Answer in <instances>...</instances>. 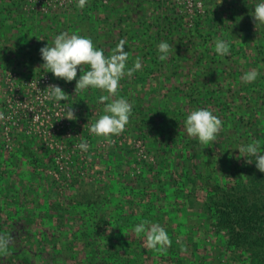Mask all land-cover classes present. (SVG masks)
Returning <instances> with one entry per match:
<instances>
[{
	"label": "trees",
	"instance_id": "trees-1",
	"mask_svg": "<svg viewBox=\"0 0 264 264\" xmlns=\"http://www.w3.org/2000/svg\"><path fill=\"white\" fill-rule=\"evenodd\" d=\"M205 1L204 13L191 19L168 0H87L49 13L27 8L26 0H0V66L50 74L92 123L105 114L99 97L107 93L75 94L76 80L41 67L40 49L62 32L91 38L105 56L126 41L127 68L137 57L142 67L121 79L115 98L132 105L123 133L147 150L142 160L132 147L111 150L105 200L82 202L39 170L53 164V148L27 137L14 149L0 141V234L34 237L41 253L52 244L53 264L63 252L65 264H264V173L238 149L258 140L264 152V40L256 42L264 25L257 29L251 15L261 0ZM217 39L229 42L223 57ZM160 42L172 48L164 61ZM253 70L256 80L245 83L241 77ZM200 108L222 120L207 147L185 130L187 115ZM145 220L166 230L165 252L146 248L145 235L134 233Z\"/></svg>",
	"mask_w": 264,
	"mask_h": 264
},
{
	"label": "rangeland",
	"instance_id": "rangeland-1",
	"mask_svg": "<svg viewBox=\"0 0 264 264\" xmlns=\"http://www.w3.org/2000/svg\"><path fill=\"white\" fill-rule=\"evenodd\" d=\"M108 1L103 2L108 3ZM165 1L167 0L160 2ZM178 5L179 7L181 6V11L188 14L192 19L198 14L204 13L207 4L203 0L202 7L194 8L192 11H186L184 4ZM27 6H29L27 8L32 9L30 4H27ZM72 6L59 9H67ZM262 40L264 39L259 37L256 42ZM256 42L253 43V47L256 46ZM244 44H250V42H244ZM26 74L25 69L20 71L0 66V111L2 109L5 110L7 108H5V105H7V111L11 114L14 113V120L16 119L19 122L12 130L11 140H8L10 146L7 147L14 149L17 143L20 142L21 137L32 138L34 144L43 150L52 149L49 143L55 145L59 150H55V147H53L55 151V153H52L53 164L47 165L43 163L39 166V170L57 179L61 187L66 188L70 192L72 199L82 202L87 199H95L96 201L99 200L98 202H102L107 194L102 182L109 173L106 163V160L109 159V152L132 147L136 151L137 160H142L147 155L146 144L142 139L129 137L126 133L110 137L113 141L111 144L105 138L93 135L89 131L92 121L83 119L79 115L77 107L71 102L60 101L58 103L51 98L46 82H42L33 93L27 94L24 90V83L33 78L38 79L42 75L38 73L28 77ZM54 83L59 86L55 80ZM28 91H31V89ZM70 106L74 109L77 117L75 120H69L64 117L66 116V109ZM3 132L5 134L4 124L0 120V141L2 145H6V134L4 135ZM81 142L88 144L87 151L80 149L79 145ZM56 144L59 145L57 146ZM33 238H14L15 242L9 247L6 257L0 254V264H6L4 258L11 264H53L51 259H49V252L52 250L50 246L52 244L46 246L48 248L47 252L41 253L42 249H38L40 248V240L34 242ZM45 242L42 241V243ZM51 252L54 254L53 250ZM41 256L46 257V260H42ZM56 259L57 263L54 264H65V261L69 259V254L63 252L62 256L57 255Z\"/></svg>",
	"mask_w": 264,
	"mask_h": 264
},
{
	"label": "clouds",
	"instance_id": "clouds-1",
	"mask_svg": "<svg viewBox=\"0 0 264 264\" xmlns=\"http://www.w3.org/2000/svg\"><path fill=\"white\" fill-rule=\"evenodd\" d=\"M86 2L87 0H78V7L83 8ZM221 4H223V0H216V5ZM251 15L256 28L259 25H264V0L255 5ZM125 43L126 41L121 39L112 54L105 56L103 49L96 48L91 38L62 32L54 37L51 46L47 44L40 49L44 61L41 67L50 71L54 77L66 82L76 80L75 94L89 88L107 93L99 97V102L104 104L103 111L105 114L91 124L89 131L97 137L105 138L109 144L113 142L110 137L119 136L125 131L132 115V105L124 98H115L120 81L125 75L131 77L134 72L142 67L141 60L137 57L134 66L127 68L129 53L125 50ZM171 51L172 48L167 42H160L158 44L159 60H166ZM229 51V42L221 39L215 41L217 55L223 57ZM83 65H88L89 70L84 71ZM78 68L81 75L77 80ZM258 75V72L253 70L246 72L241 79L245 83H251L256 80ZM47 89L50 90L49 96L57 102L67 101L70 98L58 85H49ZM64 117L69 120L77 118L71 106L66 109V116ZM2 119H4V115L0 113V120ZM221 128L222 120L206 108L191 111L185 120L187 135L197 138L206 147L211 142L216 141ZM79 147L83 151L88 150L86 142H81ZM238 149L241 156L254 157L256 168L264 173V152L261 151L260 141L253 140ZM246 162L252 163L253 160L247 158ZM134 233L137 236L143 233L146 237L145 247L158 253L165 252L167 247L171 246L170 237L158 223L142 221L134 227ZM14 242L15 239L11 234H0V254L7 255L9 247ZM181 250L184 251L185 249L182 248Z\"/></svg>",
	"mask_w": 264,
	"mask_h": 264
},
{
	"label": "built area",
	"instance_id": "built-area-1",
	"mask_svg": "<svg viewBox=\"0 0 264 264\" xmlns=\"http://www.w3.org/2000/svg\"><path fill=\"white\" fill-rule=\"evenodd\" d=\"M28 4L31 5V8L33 10H38L40 12L48 13L51 12L52 10H57L61 7H68L72 5H78V0H26ZM104 2H107V0H103ZM157 1H164V0H157ZM177 4H184L186 6L185 10L186 11H192L194 8H201L203 5V0H173ZM181 7V6H180ZM192 14V13H190ZM42 76L38 79L33 78L31 80H28L27 82L24 83V90L26 91L27 94L33 93V91L41 85V83H45L49 85H55L53 82L51 76L47 73L41 74ZM31 91H28L30 90ZM48 90V89H47ZM50 91V90H49ZM47 96V94L45 93ZM59 103V102H58ZM11 105V104H9ZM17 106V104H16ZM7 107V108H6ZM5 110L2 109L0 113H3L4 119H2L3 124H4V130H5V140L7 141V146H10V142L8 140H11V133L12 130L18 125L19 123L16 119L14 120V113H9L7 111L8 106L5 105ZM17 109V108H16ZM4 134V132H3ZM4 134V135H5ZM50 147H55V145L50 144ZM57 146L59 144H56ZM62 148V146H61Z\"/></svg>",
	"mask_w": 264,
	"mask_h": 264
}]
</instances>
